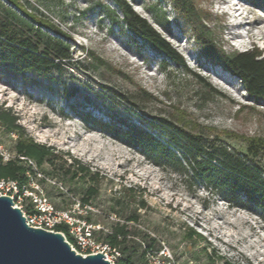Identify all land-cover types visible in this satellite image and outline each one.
<instances>
[{
	"label": "rangeland",
	"instance_id": "obj_1",
	"mask_svg": "<svg viewBox=\"0 0 264 264\" xmlns=\"http://www.w3.org/2000/svg\"><path fill=\"white\" fill-rule=\"evenodd\" d=\"M22 1L71 36L73 57L83 58L86 68L65 67L48 79L30 74L15 79L0 71V108L37 144L69 153L104 176L92 200L98 214L107 213L111 198L123 186L141 193L147 209H138V227L179 264H264V222L258 214L229 204L193 179L181 181L172 169L151 164L93 123L118 127L119 120L125 121L167 143L165 132L154 127L166 120L194 130L204 128L239 151L246 148L244 139L264 137V104L254 101L238 78L201 56L192 31L177 17L170 0L126 2L182 56L188 71L112 24L106 9L121 19L113 0ZM196 4L207 14L205 25L225 51L257 49L256 60L264 63V0ZM153 9L164 14L169 32L156 24ZM85 50L110 69L87 65ZM203 83L217 93L206 95ZM143 91L153 97L150 102L138 101ZM16 138V133L0 128L6 152L11 154ZM51 181L55 180L39 187L53 205L65 206L68 194L79 198L73 191L81 187L79 182L62 183V191ZM190 229L204 240L192 246L184 239ZM210 256L222 259L211 262Z\"/></svg>",
	"mask_w": 264,
	"mask_h": 264
},
{
	"label": "trees",
	"instance_id": "obj_2",
	"mask_svg": "<svg viewBox=\"0 0 264 264\" xmlns=\"http://www.w3.org/2000/svg\"><path fill=\"white\" fill-rule=\"evenodd\" d=\"M170 2L177 17L192 31L201 56L238 78L244 91L254 101L264 104V63L256 60L257 49L245 52L225 51L216 43L205 25L204 21L208 16L198 7L196 0ZM113 3L117 6L121 19L114 11L106 9L105 15L112 24L119 25L122 31H128L134 39L143 41L151 50L170 60L181 70L188 71L182 56L154 27L135 13L126 0H113ZM152 12L156 24L163 31L169 32V23L164 14L157 9ZM69 40V34L48 17L28 8L22 0H0V71L7 77L17 79L30 74L36 78L48 79L52 72H60L65 67L86 68L83 58L73 57ZM84 58L88 60L87 65L94 69H110L109 64L92 51L85 50ZM162 63L165 64V61ZM202 88L206 95L217 93L207 83H203ZM152 99L145 91L138 96L140 102H150ZM130 103L136 105L134 102ZM136 108L140 109L138 106ZM14 120L7 110L0 108V128L17 134L12 152L9 153L11 159L3 161L0 155V180H13L21 185L34 181L41 186L47 179L55 180L61 185L79 182L81 187L73 191L77 192L83 203L94 206L92 200L98 195L104 176L93 173L89 165L69 153L37 144L24 134ZM93 123L116 141L141 153L151 164L162 169H172L180 176L181 181L193 179L203 184L229 204L258 214L264 222V137L244 139L246 148L239 151L224 142L218 134L212 135L204 128L194 130L166 120H160V125L154 127L165 132L167 143L134 125H127L125 121L119 120L118 127H109L95 121ZM19 157L31 160L41 177ZM116 194L111 198V206L105 215L95 213L88 217L89 222L101 224L108 230L93 231V238L96 242L119 251L120 257L116 264H146L147 252L157 251L160 247L153 236L138 227L140 215L137 211L147 209L146 202L142 194H136L131 187L123 186ZM24 208L33 212L28 199H24ZM109 214H113L115 220L109 221ZM58 229L64 227L59 226ZM184 239L192 246L204 240L203 236L191 229L185 232ZM217 259L221 260L222 257H209L211 262Z\"/></svg>",
	"mask_w": 264,
	"mask_h": 264
},
{
	"label": "built area",
	"instance_id": "obj_3",
	"mask_svg": "<svg viewBox=\"0 0 264 264\" xmlns=\"http://www.w3.org/2000/svg\"><path fill=\"white\" fill-rule=\"evenodd\" d=\"M0 155L3 161L11 159V155L0 145ZM38 176L37 168L33 162L25 157H19ZM48 180V179H47ZM59 190L65 191L61 183L51 181ZM36 182L30 181L27 185H21L13 180H0V195L9 196L13 202V207L21 210L28 226L40 228L51 232L61 233L76 254L86 256L89 254L101 253L111 264H116L120 257L119 251L110 249L107 245L98 243L93 238V231L104 229L100 224H93L88 221V217L98 213L94 206L83 203L79 198L68 194L69 203L62 207L53 205L43 190ZM32 189H30V188ZM24 199H28L33 212H28L24 208ZM115 220L114 218H110ZM59 226L64 229H58ZM143 248L144 244L141 242ZM146 264H179L176 262L166 247L160 246L157 251H149L146 254Z\"/></svg>",
	"mask_w": 264,
	"mask_h": 264
},
{
	"label": "water",
	"instance_id": "obj_4",
	"mask_svg": "<svg viewBox=\"0 0 264 264\" xmlns=\"http://www.w3.org/2000/svg\"><path fill=\"white\" fill-rule=\"evenodd\" d=\"M0 264H111L101 253L82 256L59 232L27 225L9 196L0 195Z\"/></svg>",
	"mask_w": 264,
	"mask_h": 264
}]
</instances>
